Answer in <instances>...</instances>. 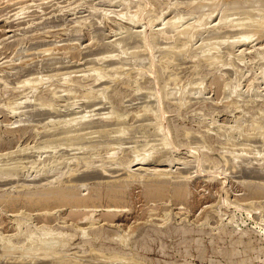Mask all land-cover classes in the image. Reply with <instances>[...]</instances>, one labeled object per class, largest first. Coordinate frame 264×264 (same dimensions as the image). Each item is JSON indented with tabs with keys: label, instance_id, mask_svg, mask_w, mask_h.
Masks as SVG:
<instances>
[{
	"label": "rangeland",
	"instance_id": "374dc122",
	"mask_svg": "<svg viewBox=\"0 0 264 264\" xmlns=\"http://www.w3.org/2000/svg\"><path fill=\"white\" fill-rule=\"evenodd\" d=\"M233 1L0 0V264H264V0Z\"/></svg>",
	"mask_w": 264,
	"mask_h": 264
},
{
	"label": "bare ground",
	"instance_id": "6f19581e",
	"mask_svg": "<svg viewBox=\"0 0 264 264\" xmlns=\"http://www.w3.org/2000/svg\"><path fill=\"white\" fill-rule=\"evenodd\" d=\"M205 1H206V0H205ZM232 1H233V0H232ZM239 1H241V0H239ZM254 1H255V0H254ZM229 2H230V1H229ZM233 2H234V1H233ZM233 2H232V3H233ZM252 2H253V1H252ZM257 2H258V1H257ZM189 3H190V2H189ZM193 3H194V2H193ZM234 3H235V2H234ZM242 3H244V2H242ZM253 4H254V3H253ZM199 5H200V4H199ZM229 6H230V5H229ZM232 6H233V4H232ZM232 6H231V7H232ZM257 6H258V5H257ZM191 8H192V7H191ZM238 8H239V7H238ZM244 8H245V7H244ZM249 8H250V7H249ZM252 8H253V9H251V10H253V12H255V11L257 10L254 6H253ZM254 8L256 9L255 11H254ZM245 9H247V8H245ZM258 9H259V8H258ZM261 9H262V8H261ZM191 10H192V9H191ZM249 10H250V9H249ZM237 12H238V11H237ZM244 12H245V11H244ZM256 12H257V11H256ZM246 13H247V16H246V20H247V21H246V22H245V21H242V22H241V25H239V26H241V27L243 26L244 29H246V31H244V33L241 32V35H242V33H243V35H242L241 37H240V33L238 34V36L240 37V39H238V41H236V42H237L238 44H240V45H244V44H246V43L248 42V40H249L251 37H255V36H253V35L258 34V32L260 31V29L262 28V25L264 24V23H263L264 21H263V22H261L260 20H259V21H256L257 19H256V20H251V14L249 15V11H248V10H247ZM250 13H252V12L250 11ZM189 14H190V13H189ZM191 14H192V13H191ZM209 14H210V13H209ZM209 14H208V15H209ZM211 15H212V14H210V16H211ZM243 15H244V14H243ZM135 16H136V15H135ZM253 16H254V15H253ZM127 17H128V16H127ZM127 17H126V18H127ZM221 17H222V15H221ZM179 18H180V16L177 17V20H178ZM181 18H182V17H181ZM181 18H180V19H181ZM208 18H209V17H208ZM208 18H207V19H208ZM211 18H212V17H211ZM211 18H210V19H211ZM223 18H224V17H223ZM180 19H179V21H180ZM125 20H126V19H125ZM127 20H128V21H133V20H134V15H129V17L127 18ZM172 20H173V19H172ZM175 20H176V19H175ZM221 20H222V18H221ZM262 20H264V18H263ZM95 21H96V20H95ZM99 21H100V20H99ZM205 21H206V20H205ZM208 21H209V20H208ZM222 21H223V20H222ZM100 22H101V21H100ZM174 22H177V21H174ZM230 22H231V21H230ZM92 23H93V22H92ZM179 23H180V22H179ZM181 23H182V22H181ZM202 23H203V22H202ZM221 23H222V22H221ZM97 24H98V22H97ZM99 24H100V23H99ZM132 24H133V22H132ZM163 24H164V23H163ZM174 24H175V23H173L172 25H174ZM177 24H178V23H177ZM177 24H175V26H176ZM193 24H194V23H193ZM205 24H206V23H205ZM205 24H203V26H204ZM237 24H238V23H237ZM169 25H170V24H169ZM180 25H181V24H179V25L176 26V27L178 28V27H180ZM188 25H190V24H188ZM209 25H210V24H209ZM217 25H219V24H217ZM217 25L215 26L216 28H217ZM104 26H105V25H104ZM170 26H171V25H170ZM181 26H182V25H181ZM199 26H200V25H199ZM219 26L221 27V25H219ZM222 26H223V24H222ZM225 26H227V25H224L223 27H225ZM167 27H168V26H167ZM189 27H190V26H186L185 28H188V29H189ZM191 27H194V26H191ZM195 27H196V26H195ZM220 27H219V30L222 29V28L220 29ZM227 27H228V30H229V26H227ZM227 27H225V28H227ZM233 27H234V26H233ZM243 27H242V28H243ZM100 28H101V27H100ZM211 28H212V27H211ZM211 28H210V29H211ZM237 28H238V27H237ZM247 28H249V29H247ZM263 28H264V27H263ZM95 29H96V28H95ZM174 29H175V27H174ZM188 29L183 30V28H182L181 30H183V31H182V32H181V30L179 31V32H180V35H182V34H183V35H187L188 32H189ZM190 29H191V28H190ZM198 29H199L198 27L195 28V30H194V28H193L194 31H197ZM201 29H202V26H201L200 30H201ZM203 29H204V28H203ZM205 29H206V30H209V27H207V28H205ZM212 29H213V28H212ZM223 29H224V28H223ZM200 30H199V31H200ZM215 30H216V29H215ZM217 30H218V28H217ZM217 30H216V31H217ZM219 30H218V32H219ZM228 30H227V31H228ZM261 30H262V29H261ZM129 31L131 32V30H129ZM136 31H137V30H136ZM136 31H132V32H131V33H133V35H135L134 38H132V39H135V37L138 36V34H139V37H140V34H141V38H142V37H143V36H142V35H143V34H142V30H141V31L138 30L137 32H136ZM190 31H191V30H190ZM201 31H202V30H201ZM209 31H210V30H209ZM211 31H212V30H211ZM213 31H214V30H213ZM227 31H225V29L222 30V32H227ZM237 31H238V30H237ZM202 32H203V31H202ZM222 32H221V33H222ZM229 32H230V31H229ZM229 32H228V33H229ZM143 33H144V32H143ZM148 33L150 34V32H148ZM136 34H137V35H136ZM151 34H153V33H151ZM196 34H197V32H196ZM198 34H199V33H198ZM210 34H211V33H210ZM214 34H215V31L213 32V35H214ZM222 34H223V33H222ZM260 34H261V33H260ZM97 35H98V34H97ZM147 35H148V34H147ZM157 35H158V33H157ZM183 35H182V36H183ZM201 35H202V34H201ZM201 35H200V36H201ZM208 35H209V34H208ZM220 35H221V34H220ZM103 36H104V35H103ZM128 36H129V35H128ZM130 36H131V34H130ZM152 36H153V35H152ZM188 36H189V34H188ZM234 36H235V35H234ZM116 37H117V36H116ZM123 37H124V36H123ZM132 37H133V36H132ZM144 37H146L145 34H144ZM149 37H151V36H149ZM149 37H148V38H149ZM154 37H155V35H154ZM218 37H219V35H218ZM98 38H99V37H98ZM125 38H126V36H125ZM125 38H124L123 40H125ZM129 38H131V37H129ZM141 38H139L141 41H144V40H145V38H144V40H142ZM156 38H159V37H156ZM164 38H165V37H164ZM182 38H183V37H182ZM188 38H189V37H188ZM195 38H196V37H195ZM195 38H194V39H195ZM206 38H207V37H206ZM212 38H213V37H212ZM212 38H211V39H212ZM224 38H225V37H224ZM237 38H238V37H237ZM117 39H118V38H117ZM117 39H116V40H117ZM126 39H127V38H126ZM132 39H131V40H132ZM136 39H137V38H136ZM150 39H151V38H150ZM174 39H175V38H174ZM189 39H190V38H189ZM254 39H255V38H254ZM120 40L122 41V39H118L117 41H115V40H114V41L117 43V42L120 41ZM187 40H188V39H187ZM203 40H204V39H203ZM203 40H202V41H203ZM251 40H253V39H251ZM251 40H249V41H251ZM114 41H113V42H114ZM126 41H127V40H126ZM141 41H140V42H141ZM185 41H186V40H185ZM100 42H101V40H100ZM103 42H105V41H103ZM135 42H138V41H135ZM168 42H169V41H168ZM188 42H189V41H188ZM216 42H217V41H216ZM236 42H235V43H236ZM111 43H112V42H111ZM129 43H130V42H129ZM174 43H175V42H174ZM203 43H204V42H203ZM212 43H213V42H212ZM214 43H215V42H214ZM107 44H108V43H107ZM117 44H118V43H117ZM126 44H127V43H126ZM133 44L136 45V43H133ZM133 44H132V45H133ZM137 44H138V43H137ZM140 44H141V43H140ZM188 44H189V43H188ZM206 44L208 45L207 42H206ZM101 45H102V44H101ZM105 45H106V44H105ZM110 45H112V44H110ZM113 45H114V44H113ZM120 45H122V44H120ZM129 45H130V44H129ZM135 45H134V46H135ZM144 45H145V44H144ZM213 45H214V44H213ZM216 45H217V43L215 44V46H216ZM219 45H220V44H219ZM98 46H100V45H98ZM106 46H109V45H106ZM126 46H128V45H126ZM137 46H138V45H137ZM157 46H158V44H157ZM215 46H212V47H215ZM104 47H105V46H104ZM113 47H114V46H113ZM115 47H116V45H115ZM117 47H118V46H117ZM124 47H125V46H124ZM192 47H193V46H192ZM199 47H200V45H199ZM199 47H198V48H199ZM208 47H209V46H208ZM101 48H102V47H101ZM101 48H100V49H101ZM107 48H109V47H107ZM121 48H122V46H121ZM127 48H128V47H127ZM166 48H167V47H166ZM230 48H231V47H230ZM97 49H98V48H97ZM104 49H105V48H104ZM118 49H119V48H117V50H118ZM125 49H126V48H125ZM140 49H141V48H140ZM144 49H145V48H144ZM157 49H158V48H157ZM157 49H156V50H157ZM201 49H202V47H201ZM211 49H212V48H211ZM18 50H19V49H18ZM90 50H92V49H90ZM115 50H116V49H115ZM137 50H138V49H137ZM142 50H143V49H142ZM188 50H189V49H188ZM190 50H191V49H190ZM192 50H193V49H192ZM204 50H205V47H204ZM206 50H207V49H206ZM231 50H232V49H231ZM30 51H31V50H30ZM132 51H133V50H132ZM159 51H160V50H159ZM185 51H186V49H185ZM193 51H194V50H193ZM198 51H199V50H198ZM202 51H203V49H202ZM16 52H17V51H16ZM48 52H49V50H48ZM85 52H86V50H85ZM95 52H96V49H95ZM117 52H118V51H117ZM129 52H131L130 49H129ZM138 52H140V50H139ZM143 52H147V50H145V51L143 50ZM143 52H142V53H143ZM172 52H173V50H172ZM182 52H184V51H182ZM182 52H181V53H182ZM18 53H19V52H18ZM107 53H108V52H107ZM121 53H122V52H121ZM125 53H127V52H125ZM131 53H132V52H131ZM131 53H130V54H131ZM159 53H160V52H159ZM175 53H176V52H175ZM185 53H186V52H185ZM217 53H218V52H217ZM231 53H232V52H231ZM84 54H85V53H84ZM103 54H104V53H103ZM112 54L114 55L113 52H112ZM117 54H118V53H117ZM140 54H141V53H140ZM145 54H146V53H145ZM176 54H178V53H176ZM187 54H188V53H187ZM187 54H185V55H187ZM195 54H196V53H195ZM200 54H201V53H200ZM214 54H215V53H214ZM15 55H16V54H15ZM46 55H47V52H46ZM46 55H45V56H46ZM97 55H98V54H97ZM99 55H100V54H99ZM110 55H111V54H110ZM110 55H109V56H110ZM125 55H126V54H125ZM147 55H148V54H147ZM183 55H184V54H183ZM190 55H191V54H190ZM215 55H216V54H215ZM21 56H22V55H21ZM25 56H26V55H25ZM40 56H41V55H40ZM49 56H50V54H49ZM122 56H123V55H122ZM141 56H142V55H141ZM162 56H163V55H162ZM178 56H179V55H178ZM181 56H182V55H181ZM196 56H197V55H196ZM217 56H218V54H217ZM43 57H44V56H43ZM50 57H51V56H50ZM94 57H95V56H94ZM94 57H93V58H94ZM102 57H103V56H102ZM106 57H108V56H106ZM132 57H133V56H132ZM135 57H136V56H135ZM143 57H144V56H143ZM184 57H185V56H184ZM207 57H208V55H207ZM29 58H30V56H29ZM48 58H49V57H48ZM51 58H52V57H51ZM104 58H105V57H104ZM104 58H103V60H104ZM117 58H118V57H117ZM129 58H130V57H129ZM176 58H177V57H176ZM181 58H182V57H181ZM218 58H219V57H218ZM38 59H39V57H38ZM44 59H45V57H44ZM91 59H92V58H91ZM97 59H99V58L97 57ZM97 59H96V60H97ZM100 59H101V56H100ZM100 59H99V61H102V60H100ZM110 59H111V58H110ZM125 59H126V58H125ZM140 59H141V57H140ZM147 59H148V58H147ZM96 60H95V61H96ZM114 60H115V59H114ZM116 60H117V59H116ZM128 60H129V59H127V61H128ZM208 60H209V59H208ZM216 60H217V59H216ZM40 61H41V60H40ZM42 61H44V60L42 59ZM93 61H94V60H93ZM105 61H106V60H105ZM111 61H112V60H111ZM123 61H125V60H123ZM134 61H136V60H134ZM134 61H133V63H134ZM33 62H34V61H33ZM138 62H139V61H138ZM38 63H39V62H38ZM97 63H99V62L97 61ZM97 63H96V64H97ZM101 63H103V62H101ZM142 63H143V62H142ZM109 64H110V63H109ZM175 64H176V63H175ZM28 65H29V64H28ZM98 65H99V64H98ZM100 65H101V64H100ZM131 65H132V64H131ZM30 66L32 67V65H30ZM41 66H42V65H41ZM102 66H103V65H102ZM107 66H108V65H107ZM111 66H112V65H111ZM137 66H138V65H137ZM46 67H47V66H46ZM96 67H98V66H95L94 69H92V70L94 71ZM32 68H33V67H32ZM41 68H42V67H41ZM91 68H92V67H91ZM29 69H30V68H29ZM97 69H100V68H97ZM148 69H149V68H148ZM93 71H92V72H93ZM98 71L100 72V70H98ZM18 72H19V71H18ZM94 72H96V70H95ZM99 72H96V74L99 75ZM90 73H91V72H90ZM100 73H101V72H100ZM6 74H7V73H6ZM38 74H39V73H38ZM70 74H71V73H70ZM19 75H20V74H19ZM64 75H65V74H64ZM67 76H68V75H67ZM31 78H32V77H31ZM64 78H65V77H64ZM96 78H97V77H96ZM11 79H12V78H11ZM98 79H99V78H98ZM26 81L30 82V79H27ZM26 81L24 80L23 83H25ZM64 81H65V80H64ZM171 81H172V80H171ZM15 82H16V81H15ZM28 82H26L25 85H28V84H29ZM20 83H21V82H20ZM27 83H28V84H27ZM30 84H31V83H30ZM32 88H33V87L30 85V89H32ZM225 90H226V89H225ZM91 91H92V90H91ZM31 92H32V91H28L27 93H25V94L20 98L19 101L17 100L18 102L15 103V106H14V107H11V106L9 107L10 110H12L13 112H15L16 110H18V108H21V107H20V106H22L21 104L24 105V103H28V98L32 95V94H31V95L29 96L28 94L31 93ZM73 93H74V92H73ZM74 94H75V93H74ZM61 96H62V95H61ZM91 96H92V95H91ZM233 96H234V95H233ZM72 97H73L72 94L69 95V96L67 97V101H66L65 106H70V107H71V106L73 105V102H74V101H73V102L70 101V100H72ZM74 97H75V96H74ZM32 98H33V97H32ZM57 98H58V97H57ZM65 98H66V97H65ZM83 98H84V97H83ZM74 99H75V98H74ZM84 99H86V98H84ZM92 99H94V97H93ZM95 100H96V99H94V102H95ZM32 101H34V100L32 99ZM78 101H79V99H78ZM89 101H90V100H89ZM91 101H92V100H91ZM34 102H35V101H34ZM64 102H65V101H64ZM70 102H71V103H70ZM87 103H90V102H87ZM156 103H157V102H156ZM33 104H34V103H33ZM35 104H36V102H35ZM35 104H34V105H35ZM38 105H40V102L38 103ZM51 105H52V104H51ZM76 105H78V104H76ZM83 105H84V104H83ZM87 105H88V104H87ZM47 106H48V105H47ZM79 106H80V105H79ZM79 106H78V107H79ZM23 107H24V106H23ZM27 107H28V106H27ZM34 107H35V106H34ZM49 107H50V104H49ZM78 107H77V108H78ZM53 108H54V107H53ZM145 108H146V107H145ZM21 109H22V108H21ZM29 109H30V108H29ZM36 109H37V108H36ZM44 109H46V107H45ZM50 109L52 110V106H51ZM57 109H58V108H57ZM71 109H72V108H71ZM84 109H85V108H84ZM23 110H24V109H23ZM23 110H22V111H23ZM25 110H26V109H25ZM42 110H43V109H42ZM42 110H39V111H42ZM68 110H69V109H68ZM68 110H66V111L68 112ZM89 110H90V109H89ZM35 111H36V110H35ZM37 111H38V110H37ZM39 111H38V112H39ZM43 111H44V110H43ZM45 111H47V113H48L49 108H48L47 110H45ZM72 111H73V110H72ZM145 111H146V110H145ZM19 112H20V109H19ZM50 112H51V111H50ZM62 112H63V111H62ZM15 113H16V112H15ZM17 113H18V112H17ZM17 113H16V114H17ZM34 113H35V112H34ZM57 113H58V111H57ZM75 113H76V112H75ZM144 113H145V112H144ZM55 114H56V113H55ZM63 114H64V113H63ZM73 114H74V113H73ZM73 114H72V115H73ZM20 115H21V114H20ZM24 115H25V114H24ZM28 115H29V113L27 114V116H28ZM35 115H36V114H35ZM69 115H70V114H69ZM76 115H77V114H76ZM151 115H152V114H151ZM59 116H60V115H59ZM73 116H75V115H73ZM77 116H78V115H77ZM47 117H48V116H47ZM67 117H68V116H67ZM82 117H83V116H81V118H82ZM94 117H95V116H94ZM38 118H39V117H38ZM50 118H51V117H50ZM55 118H56V119L54 120V124L52 123V124H53V128H54L56 125H59V124H61V123H63V122H65V123H64L65 125L63 124L64 126H66L65 129L68 128V127H67V124L70 125V121L68 120L69 118H68V119H65V120H63L62 118H58V117H55ZM63 118H65V116H64ZM74 118H75V117H74ZM81 118H80V119H81ZM85 118H86V116H85ZM97 118H100V116L97 117ZM97 118H96V119H97ZM101 118H102V117H101ZM247 118H248V117H247ZM32 119H34V118H32ZM53 119H54V118H53ZM72 119H73V118H72ZM258 119H259V118H258ZM22 120H23V119H22ZM73 120H74V119H73ZM98 120H99V119H98ZM108 120H109V119H108ZM28 121H29V120H28ZM32 121H33V120H32ZM32 121H30V122H32ZM34 121H35V120H34ZM41 121H42V120H41ZM68 121H69V122H68ZM74 121H75V120H74ZM78 121H79V120L77 119V123H78ZM86 121H88V120H86ZM92 121H93V120H92ZM96 121H97V120H96ZM110 121H111V119H110ZM52 122H53V121H52ZM103 122H104V121H103ZM71 123H72V122H71ZM83 123H84V122H83ZM83 123H82V126H83ZM85 124H86V123H85ZM91 124H93V123H91ZM95 124H96V123H95ZM78 125H79V123H78ZM120 125H121V124H120ZM61 126H62V124L60 125V127H61ZM76 126H77V125H76ZM76 126H75V127H76ZM84 126H85V125H84ZM87 126L89 127L88 124H87ZM96 126H97V125H96ZM51 127H52V126H51ZM51 127H50V128H51ZM71 127H72V126H71ZM78 127H79V126H78ZM78 127H76V128H78ZM80 127H81V126H80ZM80 127H79V131H81V130H80ZM55 128H56V127H55ZM55 128H54V129H55ZM72 128H74V126H73ZM76 128H75V129H76ZM82 128H85V127H81V129H82ZM86 128H87V127H86ZM259 128H260V127H259ZM93 129H94V128H93ZM95 129H96V128H95ZM253 129H255V128H253ZM260 129H261V128H260ZM263 129H264V128H263ZM51 130H52V129H51ZM56 130H57V129H56ZM62 130H63V128H62ZM66 130H69V128L66 129ZM66 130H64V131H66ZM70 130H73V133L76 131V130L74 131V129H70ZM70 130H69V132H70ZM48 131H49V130H48ZM52 131H53V130H52ZM79 131H77V132H79ZM82 131H83V129H82ZM86 131H87V130H86ZM57 132H58V131H56V133H57ZM61 132H62V131H61ZM69 132H65V133L68 134ZM77 132H75V133H77ZM96 132L98 133V131H96ZM101 132H102V131H101ZM47 133H48V132H47ZM52 133H54V132H51V134H52ZM56 133H55V135H56ZM71 133H72V132H70V134H68V135H65L64 133H61V134H64V136H66V138H65L64 136H62L64 139H66L65 141H72V139L75 138V137L73 138V136L75 135V133H74V134H71ZM79 133H80V132H79ZM79 133H77V134L79 135ZM97 133H96V134H97ZM103 133H104V132H103ZM253 133H254V131H253ZM261 133H262V132H261ZM261 133H260V135H261ZM45 134H46V133H45ZM48 134H49V133H48ZM48 134H46V135L48 136ZM51 134H50V135H51ZM58 134L60 135V132H59ZM58 134H57V135H58ZM77 134H76V135H77ZM82 134H85V133H82ZM96 134H95V135H96ZM247 134H248V133H247ZM254 134H255V133H254ZM53 135H54V134H53ZM53 135H51V136H53ZM76 135H75V136H76ZM78 135H77V136H78ZM80 135H81V133H80ZM117 135H118V134H117ZM252 135H253V134H252ZM44 136H45V135H44ZM60 136H61V135H60ZM77 136H76V138H78ZM81 136H82V135H81ZM81 136H80V137H81ZM104 136H105V135H104ZM254 136H255V135H254ZM45 137H46V136H45ZM56 137H57V136H56ZM117 137H119V136H117ZM48 138H49V136H48ZM50 138H51V137H50ZM60 138H61V137H60ZM60 138H59V139H60ZM63 138H62V139H63ZM76 138H75V140H76ZM82 138H83V137H82ZM53 139H54V138H53ZM64 139H63V140H64ZM119 139H120V138H119ZM164 139H165V138H164ZM258 139H259V138H258ZM46 140H47V138H46ZM48 140H52V138H51V139H48ZM57 140H58V139H57ZM85 140H86V139H85ZM248 140H249V139H248ZM54 141H56V138H55ZM58 141H59V140H58ZM47 142H48V141H47ZM260 142H261V141H260ZM62 143H63V141H62ZM103 143H104V142H103ZM251 143H252V142H251ZM64 144H65V142H64ZM66 144H67V143H66ZM69 144H70V143H69ZM74 144H75V143H74ZM247 144H248V143H247ZM252 145H253V144H252ZM78 146H79V145H78ZM45 148H46V147H45ZM250 149H251V148H250ZM246 151H247V150H246ZM21 154H22V153H21ZM1 156H2V155H1ZM149 156H150V155H149ZM142 158H143V159H142ZM140 159H141V163H142V162H145V161H144V157H141ZM138 162H139V161H138ZM141 163H140V164H141ZM234 163H235V162H234ZM143 164H145V163H143ZM2 165H3V164H2ZM52 165H53V164H52ZM1 167H2V166H1ZM3 167H4V166H3ZM261 167H262V166H261ZM17 168H18V167H17ZM141 168H143V167H141ZM141 168H140V169H141ZM12 169H13V168H12ZM3 170H4V169H3ZM144 170H145V169H144ZM5 171H6V170H5ZM14 171H15V170H14ZM146 171H147V169H146ZM12 172H13V171H12ZM5 173H6V172H5ZM132 173H133V172H132ZM6 174H7V173H6ZM9 174H10V173H9ZM144 174H145V173H144ZM3 175H4V174H3ZM69 176H70V175H69ZM71 176H72V175H71ZM6 177H7V176H6ZM13 178H14V177H13ZM1 180H2V179H1ZM83 231H84V230H83ZM50 237H52V236H50ZM50 237H48V238H50ZM53 237H54V236H53ZM53 237H52V239H53ZM50 239H51V238H50ZM56 239H59L58 236H57ZM125 239H126V238H125ZM50 242H53V241H50ZM50 242H48V243L50 244ZM46 243H47V242H46ZM48 243H47V244H48ZM36 244H37V243H36ZM40 244H41V243H40ZM47 244H46V247H44V245H43V247H42V245H38V246L36 245V246H34V252H35V251L37 252L38 250L40 251V249L42 250V252H43V251H49V250H52V248L54 247L53 245L55 244V240H54V244H52V245H49V244L47 245ZM8 245H9V243H8ZM8 245H7V246H8ZM7 246H6V248H5V246H3L5 249L3 250L4 252H3V254H2L1 257H3V255L6 256L7 253H9V252H7V251H8L7 249H9V248H7ZM31 246H32V245H31ZM39 246H40V247H39ZM11 247H12V246H11ZM11 247H10V248H11ZM32 248H33V247H32ZM12 249H13V248H12ZM11 251H12V250H11ZM39 251H38V252H39ZM50 252H51V251H50ZM12 253H13V252H12ZM18 254H20V253H18ZM48 255H49V254H48ZM88 256H89V255H88ZM97 258H98V257H97ZM60 259H61V258H60ZM111 259H112V258H111ZM17 260H18V259H17ZM58 260H59V259H58ZM60 262H61V261H60ZM60 262H57V263H60ZM16 263H17V262H16ZM26 263H27V262H26ZM55 263H56V262H55ZM13 264H14V263H13ZM21 264H22V262H21ZM23 264H24V263H23ZM113 264H114V263H113Z\"/></svg>",
	"mask_w": 264,
	"mask_h": 264
}]
</instances>
